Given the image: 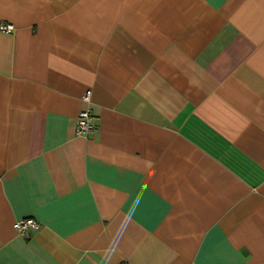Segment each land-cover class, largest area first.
<instances>
[{"label":"crops","instance_id":"obj_1","mask_svg":"<svg viewBox=\"0 0 264 264\" xmlns=\"http://www.w3.org/2000/svg\"><path fill=\"white\" fill-rule=\"evenodd\" d=\"M0 24V264H264V0H0Z\"/></svg>","mask_w":264,"mask_h":264},{"label":"built area","instance_id":"obj_2","mask_svg":"<svg viewBox=\"0 0 264 264\" xmlns=\"http://www.w3.org/2000/svg\"><path fill=\"white\" fill-rule=\"evenodd\" d=\"M12 28L9 24H0V29L5 31H10ZM90 89H87L83 95L82 99L84 101H89L90 99ZM94 129V122H93V115L90 109H82L79 112L77 125H76V133L78 135H87ZM40 226V223L33 217H24L19 220H16L13 223V227L20 235H29V233L37 229ZM120 264H127V263H120Z\"/></svg>","mask_w":264,"mask_h":264}]
</instances>
